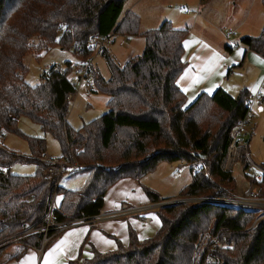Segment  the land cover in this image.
<instances>
[{"label":"trees","instance_id":"obj_1","mask_svg":"<svg viewBox=\"0 0 264 264\" xmlns=\"http://www.w3.org/2000/svg\"><path fill=\"white\" fill-rule=\"evenodd\" d=\"M211 0H201L205 5ZM128 0H0V240L16 235L22 226L41 222L49 207L55 180L44 178L50 165L47 139L27 136L19 128L29 118L60 145L62 156L78 161L87 176L78 190L60 189L61 214L56 221L103 213L108 190L121 179L141 181L160 164L194 166L195 157L207 170L192 172V182L180 192L182 198L230 197L236 189L233 168L226 159L242 157V146L232 137L241 121L249 118L251 93L237 98L223 88L213 95L202 94L192 105L178 80L187 69L185 45L190 30H180L168 21L159 28L140 31V17L123 14ZM264 4V0H263ZM106 39L142 37L145 50L122 66L114 61L109 47L101 53L110 69L109 80L93 66V94L107 96L108 111L97 120L73 129L68 122L70 104L77 94L70 78L73 63L55 66L43 74L40 85H31L25 58L54 48L73 50L77 63L92 54L93 35ZM112 41V40H111ZM241 43L264 57V30L260 37ZM232 50V48H229ZM100 55V56H101ZM95 64V63H94ZM225 113V118H219ZM20 136L29 145V155L9 150L3 137ZM237 152V153H236ZM34 164V175L13 174L16 164ZM247 177L251 185L264 183ZM238 187V186H237ZM146 195L153 203L163 202L151 188ZM162 227L151 239L139 240L130 231V245L116 251L71 264H264V220L251 228L258 213L214 204H179L158 211ZM30 243L40 246L39 239ZM24 245L5 246L0 264L22 259Z\"/></svg>","mask_w":264,"mask_h":264},{"label":"rangeland","instance_id":"obj_2","mask_svg":"<svg viewBox=\"0 0 264 264\" xmlns=\"http://www.w3.org/2000/svg\"><path fill=\"white\" fill-rule=\"evenodd\" d=\"M124 7L123 14L130 12L133 5L134 10L141 19L140 31L146 32L160 27V25L168 21L176 29L190 30L189 35H194L204 40L205 35L208 38L215 37V43L219 46L225 44L235 45L236 40L240 39V30L232 25L236 20L239 24H244L249 27V30L257 32V37H260L264 30V4L263 0H216L214 6L207 10L202 11L203 8L201 0H128ZM180 8L191 10L190 16L184 15L179 12ZM201 9L202 17L197 13ZM133 12V11H132ZM134 12V13H136ZM197 17L198 21H195ZM237 31V32H236ZM233 32L236 35L230 41H227L226 35ZM252 37V36H250ZM248 37V38H250ZM254 37V38H257ZM210 42H213L211 39ZM109 53L116 63L118 62L124 66L128 59L133 56H140L145 50L144 39L142 37H132L131 40L127 37L117 36L112 39L108 45ZM77 57L74 55L73 50H63L56 47L49 53L41 54V59L32 53L28 54L25 58V64L29 68L27 80L31 85H40L43 81V74L55 66L65 67L67 63H77ZM94 67L100 73L101 77L106 80L111 78L110 69L104 56L94 55ZM248 71V69H246ZM73 73V72H72ZM72 74L70 78H72ZM241 82L248 80V74L241 72L239 74ZM254 84V81L252 85ZM77 94L73 97L70 104V113L68 122L73 129H80L85 124L97 120L108 111L107 96L102 94H93L89 92V86L86 82H75ZM243 88L240 90L237 98L242 91L248 90L251 93V88ZM264 96V92H263ZM252 123L256 125L255 134L247 145L248 148L244 153H249L253 162L258 165L264 164V106L253 107ZM219 118H225V113H220ZM19 128L21 132L27 136L46 138L47 139V153L52 158H59L62 156L60 145L57 140L50 134L42 131L41 127L33 123L29 118H21L19 120ZM37 135V136H36ZM6 147L11 151H18L24 155H29V145L27 141L20 136L6 134ZM237 153V152H236ZM245 154V156H246ZM226 166L233 168V176L236 179V189L233 193L244 194L249 188L250 183L245 176L244 163L242 157L238 159L230 157L226 159ZM37 168L34 164H16L12 168V173L20 174L23 176L34 175ZM180 171V173H179ZM87 174L85 172L77 173L73 176H65L61 180V187L66 190L75 191L83 188L86 185ZM143 183L146 188H151L162 200L180 199V192L191 184L192 172L189 167L179 163L164 162L149 175L145 176ZM196 198H185L190 202L185 203L194 205ZM201 198V197H200ZM199 201V199H198ZM197 201V202H198ZM154 203H150L148 207ZM127 206V205H122ZM166 207V206H165ZM163 207V208H165ZM255 225L252 224V228Z\"/></svg>","mask_w":264,"mask_h":264},{"label":"crops","instance_id":"obj_3","mask_svg":"<svg viewBox=\"0 0 264 264\" xmlns=\"http://www.w3.org/2000/svg\"><path fill=\"white\" fill-rule=\"evenodd\" d=\"M215 1L211 0L205 5L202 4L200 8H203L204 14L214 6ZM136 6L137 4L133 5L129 11L136 12L134 10ZM197 13L202 17L201 9ZM195 21H198L197 17ZM232 25L241 31L240 39L236 40L235 45L224 42L219 46L215 43V37L208 38L207 35L204 40L194 35H188L185 40L183 59L187 63V69L178 80V84L186 95L188 105H192V102L200 95H213L222 88L234 98L243 88L249 89L248 86L252 90L251 96L258 95L264 102V57L248 50L241 43L246 37H257L259 30L254 32L249 30V27L244 28L245 25L239 24L236 20ZM236 32L230 38L226 37L227 41L233 39ZM211 39L213 42H210ZM241 72L248 74L247 81L241 82L239 78ZM254 106H258L257 103ZM5 138L6 135L2 138L4 144ZM145 190L143 180L121 179L108 190L103 213L119 210L122 205L135 208L148 207L153 202L149 200ZM161 227V220L156 210L121 221L106 220L91 226H79L62 232L54 238L42 255L35 248L28 249L22 259L8 264H71L80 259H91L93 250L107 254L116 251L119 244L128 247L131 242V230H134L139 240L146 241L154 237Z\"/></svg>","mask_w":264,"mask_h":264},{"label":"built area","instance_id":"obj_4","mask_svg":"<svg viewBox=\"0 0 264 264\" xmlns=\"http://www.w3.org/2000/svg\"><path fill=\"white\" fill-rule=\"evenodd\" d=\"M180 13L190 16L191 10L185 8L179 9ZM234 33H227L226 37L230 38ZM112 39H106L102 35L95 34L90 40L89 46L93 51L92 54L87 57L83 62H78L74 65L72 79L74 83L78 80L79 82H86L89 86V89H95V79L92 75V70L94 66V55L100 56L104 49L108 48L109 43ZM49 73L47 72V75ZM257 103L258 106H263L264 102L258 95H252L251 99L248 101L249 108V118L241 121L240 124L233 130V140L240 145L244 146L246 143L253 138L255 134L256 125L252 123V112L253 107ZM193 168L195 173H198L201 170H207V164L199 157H195ZM246 159L248 162V167L246 169V175L252 177L253 180L258 181L259 183H264V164L258 165L252 161L249 153L246 154ZM48 162L50 165L44 172V178L55 180V185L53 192L50 196L49 207L46 211V215L41 220L40 223L34 224L31 226L25 225L22 226L21 230L13 236L3 238L0 240V250L5 246H17L24 245L29 249L35 248L38 250L40 255L43 254L50 242L61 235L62 232L75 229L79 226H91L98 222H103L106 220L111 221H121L131 217L146 215L147 213L159 209H162L165 206H174L185 204L190 202L185 198L180 199H168L163 202L154 203L152 206L147 207H130L123 206L119 210H116L111 213H102L100 215L91 216V218L76 217L71 218L67 217L64 220L56 221V216L61 212V200L60 195L61 189V180L65 176H73L77 173H80L84 170V167L78 161H72L70 158H49ZM196 197V196H195ZM194 197V198H195ZM199 199V201H198ZM198 201V202H197ZM195 204H214L222 207H229L235 210L244 209L249 212L258 213L259 216L254 221V227L259 221L264 220V195L263 189L259 185H250V188L244 194H235L231 193L230 197L219 198V197H198L196 198ZM252 228V227H251ZM252 228V229H253ZM39 239L40 246H36L33 243H30L32 239Z\"/></svg>","mask_w":264,"mask_h":264}]
</instances>
